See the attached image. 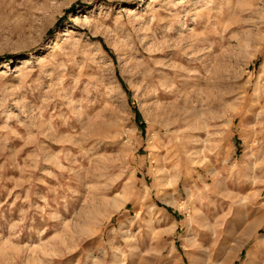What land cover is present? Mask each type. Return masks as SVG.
I'll use <instances>...</instances> for the list:
<instances>
[{"label":"rangeland","instance_id":"1","mask_svg":"<svg viewBox=\"0 0 264 264\" xmlns=\"http://www.w3.org/2000/svg\"><path fill=\"white\" fill-rule=\"evenodd\" d=\"M0 264H264V0H0Z\"/></svg>","mask_w":264,"mask_h":264},{"label":"bare ground","instance_id":"2","mask_svg":"<svg viewBox=\"0 0 264 264\" xmlns=\"http://www.w3.org/2000/svg\"><path fill=\"white\" fill-rule=\"evenodd\" d=\"M29 10L30 11H32V8H29ZM76 22L77 23H79L80 22V18L79 17H77L76 19ZM238 29V28H237ZM174 89V88H173ZM175 92V91H174ZM191 93V92H190ZM185 118V117H184ZM121 199V198H120ZM126 199V198H125ZM125 200H123V201H115V203L114 204H112L113 205V207H111V210H110V212H114L115 210H117V209H119V207L123 204V202H124ZM110 205V204H109ZM189 208V207H188ZM109 209V208H108ZM109 212V211H108ZM260 222V221H259ZM253 231H254V228H251L249 231H248V234H252L253 233Z\"/></svg>","mask_w":264,"mask_h":264},{"label":"trees","instance_id":"3","mask_svg":"<svg viewBox=\"0 0 264 264\" xmlns=\"http://www.w3.org/2000/svg\"><path fill=\"white\" fill-rule=\"evenodd\" d=\"M61 21H59V23H60ZM59 23H58V25H59Z\"/></svg>","mask_w":264,"mask_h":264}]
</instances>
